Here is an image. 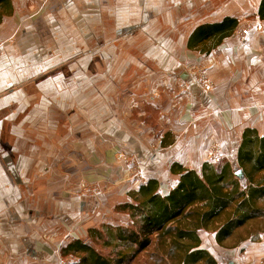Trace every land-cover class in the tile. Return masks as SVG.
<instances>
[{
    "label": "crops",
    "instance_id": "0c3cea01",
    "mask_svg": "<svg viewBox=\"0 0 264 264\" xmlns=\"http://www.w3.org/2000/svg\"><path fill=\"white\" fill-rule=\"evenodd\" d=\"M262 1L12 0L0 22V264H72L62 249L115 223L146 181L168 193L174 165L200 173L219 162L213 145L237 164L244 131L264 137ZM121 155L139 160L141 181ZM209 234L200 249L217 264H264V231L233 248Z\"/></svg>",
    "mask_w": 264,
    "mask_h": 264
},
{
    "label": "trees",
    "instance_id": "16d2710c",
    "mask_svg": "<svg viewBox=\"0 0 264 264\" xmlns=\"http://www.w3.org/2000/svg\"><path fill=\"white\" fill-rule=\"evenodd\" d=\"M12 12V0H0V22ZM259 14L264 19V0ZM238 170L243 177L236 175ZM172 172L179 182L168 193H161L159 182L150 179L130 193L131 202L118 207L129 223L89 229L87 239L70 242L62 256L75 257L72 264H133L144 253L160 264H217L200 249V230L214 232L220 246L233 248L252 237H240L244 230L261 228L264 137L255 130L244 131L237 164L229 159L205 162L200 173L174 165ZM95 242L108 253L95 248Z\"/></svg>",
    "mask_w": 264,
    "mask_h": 264
},
{
    "label": "rangeland",
    "instance_id": "374dc122",
    "mask_svg": "<svg viewBox=\"0 0 264 264\" xmlns=\"http://www.w3.org/2000/svg\"><path fill=\"white\" fill-rule=\"evenodd\" d=\"M200 67H203V66H200ZM204 68V70H205V72H206V69H205V67H203ZM206 74H207V72H206ZM209 81V80H208ZM211 87V85L209 86V87H206V88H210ZM217 146V145H216ZM212 147H214V145L212 146ZM121 159L124 161V162H126V164H129L132 168H131V172H132V175L135 177V178H137V180H142L141 179V176L139 175V173L138 174H134V169H133V166L131 165L132 163L131 162H133L132 161V159H136L135 157H132V158H130V159H126L125 158V155H121ZM211 159V158H210ZM209 158H208V160H210ZM139 161V160H138ZM220 161V160H219ZM207 162H209V161H207ZM139 164H140V162H139ZM141 166V165H140ZM140 170H141V168H140ZM117 220H114L113 219V222L114 221H116L115 223H113L114 225H119V224H127V223H129V217H128V215L127 214H124V213H121V212H119V211H117ZM110 222V221H109ZM259 226L261 227V228H258V225H253V226H251L250 228H247L246 230H244L242 233H241V236L240 237H246L247 235H250V236H252L251 238L252 239H255L256 238V234H254V232H256L258 229H261V231H264V220H261L260 221V223H259ZM252 230V231H251ZM260 231V232H261ZM208 233H210L209 235H211V234H214V232H212V231H208ZM239 238V235H238V237L236 238V239H238ZM86 239V238H85ZM85 239H83V240H85ZM95 248H97V249H99L100 251H102V253H108V251L107 250H104L101 246H100V243L99 242H95L94 244H92ZM150 251H152V249L150 250ZM63 258V257H62ZM64 259H67V258H64ZM69 261H70V263H71V261H75L76 259H75V257H69ZM66 261V260H65ZM68 261V262H69ZM67 262H65V264H66ZM133 264H160V262L159 261H157L156 260V258H151V257H149V255L147 254V253H144L143 255H141Z\"/></svg>",
    "mask_w": 264,
    "mask_h": 264
},
{
    "label": "built area",
    "instance_id": "2783aa9c",
    "mask_svg": "<svg viewBox=\"0 0 264 264\" xmlns=\"http://www.w3.org/2000/svg\"><path fill=\"white\" fill-rule=\"evenodd\" d=\"M250 31V28H246V29H243V31H241L239 34H240V39L242 40H245L246 38V34ZM193 77L195 79V81L200 84L201 86L203 87H209L210 86V83L208 81V76L204 70L203 67H197L195 68L194 70V73H193ZM211 154H210V158L215 160V161H219V152H220V149L218 146H214L212 147L211 149ZM126 159H130V157L128 156H125ZM133 162H131L132 166H133V169H134V174H138L139 171H140V164H139V161L138 159H132Z\"/></svg>",
    "mask_w": 264,
    "mask_h": 264
},
{
    "label": "water",
    "instance_id": "95a60500",
    "mask_svg": "<svg viewBox=\"0 0 264 264\" xmlns=\"http://www.w3.org/2000/svg\"><path fill=\"white\" fill-rule=\"evenodd\" d=\"M236 175L239 176V177H243V172L241 170H238L236 172ZM228 264H235V263L233 261H230V262H228Z\"/></svg>",
    "mask_w": 264,
    "mask_h": 264
}]
</instances>
